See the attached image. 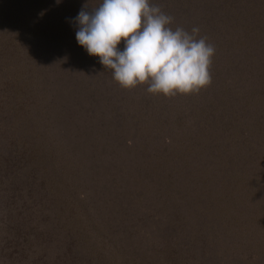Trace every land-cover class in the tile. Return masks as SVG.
<instances>
[{
  "label": "trees",
  "instance_id": "1",
  "mask_svg": "<svg viewBox=\"0 0 264 264\" xmlns=\"http://www.w3.org/2000/svg\"><path fill=\"white\" fill-rule=\"evenodd\" d=\"M100 3L0 0V264H264V0H151L215 47L172 97L78 44Z\"/></svg>",
  "mask_w": 264,
  "mask_h": 264
},
{
  "label": "clouds",
  "instance_id": "2",
  "mask_svg": "<svg viewBox=\"0 0 264 264\" xmlns=\"http://www.w3.org/2000/svg\"><path fill=\"white\" fill-rule=\"evenodd\" d=\"M74 19L78 44L98 56L122 88L147 85L151 94L172 97L212 82L214 45L198 27L173 28V17L151 0H102L91 11L82 7Z\"/></svg>",
  "mask_w": 264,
  "mask_h": 264
}]
</instances>
